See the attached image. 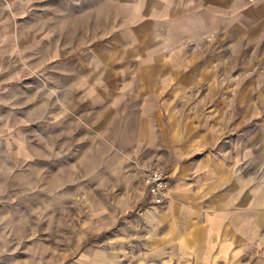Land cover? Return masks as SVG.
Masks as SVG:
<instances>
[{
	"label": "rangeland",
	"instance_id": "obj_1",
	"mask_svg": "<svg viewBox=\"0 0 264 264\" xmlns=\"http://www.w3.org/2000/svg\"><path fill=\"white\" fill-rule=\"evenodd\" d=\"M262 43L264 0L0 1V264H264V86H247ZM183 48L258 99L223 104L240 117L239 207L202 199L184 239L150 202L144 170L163 171L137 134Z\"/></svg>",
	"mask_w": 264,
	"mask_h": 264
},
{
	"label": "crops",
	"instance_id": "obj_2",
	"mask_svg": "<svg viewBox=\"0 0 264 264\" xmlns=\"http://www.w3.org/2000/svg\"><path fill=\"white\" fill-rule=\"evenodd\" d=\"M0 1L11 5L15 0ZM261 47L263 52L255 53L253 65L247 68L248 87L264 86V43ZM186 51L183 48L178 54L174 52L161 65L164 77L160 80L158 95L144 102L140 116L142 127L137 131L139 135L149 136L145 146L153 153L152 162L166 174L170 184L168 222L174 225L175 238L183 239L189 231L186 229L190 222L188 216L201 213L202 199L209 200L212 214H223L226 207H239L240 117L233 110L225 113L223 104L258 100L256 90H253L254 98L250 91L240 92L243 84L239 76L224 78L223 62L209 68L208 58L204 57L192 65ZM208 86L212 92L210 99L206 94L197 97L189 94L192 87ZM193 102L197 103L194 107ZM203 102L215 103V110L202 113ZM255 135L254 130L248 129L246 139H242L248 167L255 160Z\"/></svg>",
	"mask_w": 264,
	"mask_h": 264
},
{
	"label": "built area",
	"instance_id": "obj_3",
	"mask_svg": "<svg viewBox=\"0 0 264 264\" xmlns=\"http://www.w3.org/2000/svg\"><path fill=\"white\" fill-rule=\"evenodd\" d=\"M253 2L254 0H247ZM150 202L153 205H162L169 198L170 184L165 174L154 167H147L142 177Z\"/></svg>",
	"mask_w": 264,
	"mask_h": 264
}]
</instances>
